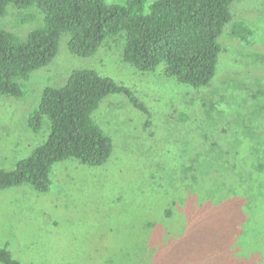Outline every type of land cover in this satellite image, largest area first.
Here are the masks:
<instances>
[{"label":"rangeland","instance_id":"rangeland-1","mask_svg":"<svg viewBox=\"0 0 264 264\" xmlns=\"http://www.w3.org/2000/svg\"><path fill=\"white\" fill-rule=\"evenodd\" d=\"M153 1L145 0V12ZM229 7L207 87L166 77L162 64L141 72L125 63L123 32L85 57L72 54L62 34L52 60L23 82L24 94L0 96V171H7L47 138V121L37 132L28 124L45 87H60L73 70L90 68L130 91V97L106 95L92 112L112 142L105 163L56 162L46 192L29 184L0 189V247L13 259L264 264V189L230 186L199 150L200 141L264 140V0H233ZM8 9L0 27L20 38L43 25L36 8ZM242 25L251 33L232 35Z\"/></svg>","mask_w":264,"mask_h":264},{"label":"trees","instance_id":"trees-1","mask_svg":"<svg viewBox=\"0 0 264 264\" xmlns=\"http://www.w3.org/2000/svg\"><path fill=\"white\" fill-rule=\"evenodd\" d=\"M232 1L155 0L145 12V0L116 4L104 0H0V17L8 13V7L17 11L36 8L43 14V25L24 38L0 27V96L23 95V82L52 60L62 34L67 36L69 51L85 57L94 54L105 38L123 32L125 63L141 72H152L162 64L166 77L194 88L207 87L221 52L218 37L232 17ZM231 33L245 37L251 31L242 25L233 26ZM111 93L130 97L126 87L90 68L73 70L60 87H45L28 124L37 132L43 120L47 121V138L12 169L0 171V189L29 184L46 192L50 167L56 162L105 163L112 142L91 115ZM133 102L147 112L136 99ZM200 142L205 164H215L220 179H230L233 187L264 189V140ZM0 264L22 263L0 247Z\"/></svg>","mask_w":264,"mask_h":264}]
</instances>
